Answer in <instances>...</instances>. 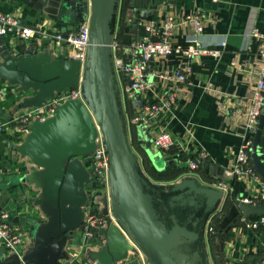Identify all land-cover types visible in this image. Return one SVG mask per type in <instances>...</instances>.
Segmentation results:
<instances>
[{"label":"crops","instance_id":"0c3cea01","mask_svg":"<svg viewBox=\"0 0 264 264\" xmlns=\"http://www.w3.org/2000/svg\"><path fill=\"white\" fill-rule=\"evenodd\" d=\"M129 1L114 0L112 9L110 29L121 43L143 37L142 23L156 22L168 12L190 15L198 11L213 20L198 37L200 45H225L219 59L202 57L193 61L184 92L169 113L159 115L154 128L166 124L180 141L185 134L192 135L190 152L207 154L195 171L187 166L190 155L176 149L158 155L151 144L150 130L135 127L134 135L131 133L129 119L137 113L139 103L152 101V93L144 94L139 101L127 100L126 79L114 75L110 80L127 157L141 182V193L149 200L150 214L161 226L147 192L148 173L161 193L158 202L169 215H164L161 227L170 230L179 225L196 236L193 242L182 240L176 249L183 242L194 246L197 264L255 263L264 257V229L247 231L241 224L245 216L237 202L247 198L253 201L251 205L264 206V178L255 172L257 180L241 183L228 174L245 137L241 119L230 112L245 110L241 102L250 97L256 81L261 42L251 33L257 30L264 34V0ZM0 14L11 15L22 25L47 34H66L90 19L92 8L91 0H0ZM132 20L140 23L137 29L132 28ZM175 43L179 48L186 47L183 31L178 30ZM6 58L11 63L33 61L34 69L32 78L19 71L0 73V211L21 235L15 251H7L0 244V264H45L48 243L44 241L53 227H60L62 197L67 204L66 227L73 235L64 246L65 259L58 264H147L117 216L113 179L106 188L92 174L91 154L98 139L95 115L78 102L60 100L78 88L80 75L86 78L70 59L69 47L39 37L19 40L8 33L0 37V68L5 69ZM168 65L177 68L179 58L172 57ZM79 87L88 103L87 83ZM156 91L161 93L159 88ZM56 100L54 112L43 114L42 122L33 119L24 126L17 121L29 110L43 109ZM220 104L229 110L228 115L221 111ZM261 113L264 117V109ZM259 145L264 158V122ZM87 174L89 178L84 180ZM218 181L229 184L232 193L217 190L213 185ZM78 198L81 203L74 207L72 203ZM184 210L191 215V225L178 218ZM212 210L224 216L217 225L215 217L210 216ZM90 213L115 219L87 234L85 220ZM255 217L259 216L248 218ZM187 252L192 253L190 248Z\"/></svg>","mask_w":264,"mask_h":264},{"label":"built area","instance_id":"2783aa9c","mask_svg":"<svg viewBox=\"0 0 264 264\" xmlns=\"http://www.w3.org/2000/svg\"><path fill=\"white\" fill-rule=\"evenodd\" d=\"M212 22L213 20L205 18L198 11L190 15H176L173 12H168L156 22L142 23L145 33L143 37L128 43H121L118 35L111 32L107 45L111 72L116 77L126 79V98L136 100L137 96L140 99L144 94L152 93V101L147 104L139 103L138 111L129 119V124L152 132L151 144L156 152L167 155L170 151L176 149L180 153L190 155L187 162L190 171L197 170L199 165L207 159V154L204 151L190 152V146L193 142L192 135L187 133L184 140L180 141L179 138L168 131L166 124L159 126L158 130H154V128L159 115L169 113L184 92L192 73L193 61L202 57L213 59L221 57L225 47L224 44L208 48L201 46L198 41V37L203 33L205 26ZM139 24L137 22V25ZM178 30L184 32L186 43L184 48L176 46L175 36ZM8 33L14 34L19 40H30L39 37L54 40L69 47L70 59L79 63L80 71L86 78L82 79L80 75L78 88L61 96L60 100L78 102L88 107L91 115L94 116L90 102H88V105L79 87L87 79L91 49V19L83 20L69 33L47 34L39 28L33 29L22 25L11 15L0 14V37ZM251 36L261 42L256 81L252 87L250 97L244 102L240 101L246 105L245 110L230 112L234 118L241 119L245 130V137L236 155L235 164L228 171L229 175L235 176L241 183L258 179V175L250 165V150L258 119L264 106V34L254 30ZM172 57L179 58L177 68H170L168 65ZM157 88L160 89L161 93L156 91ZM57 101H54L52 105L44 106L43 109H31L17 121H20L24 126H27L33 119L42 122L43 114L54 112ZM220 109L224 114H229V110L221 104ZM94 129L98 139L91 154L92 174L107 188L109 183L112 182V168L97 122ZM262 162L264 164L263 157ZM213 186L222 193H232V188L224 181H218ZM261 193L264 197V190ZM241 202L251 205L253 201L243 198ZM114 219L108 215L101 216L90 213L85 220L86 233L90 234L92 231L105 226L108 221H114ZM241 224L247 231L257 232L264 229V216L242 217ZM20 240V233L8 223L7 215L0 211V244L2 247L7 251H15L20 244ZM252 264H264V257Z\"/></svg>","mask_w":264,"mask_h":264},{"label":"water","instance_id":"95a60500","mask_svg":"<svg viewBox=\"0 0 264 264\" xmlns=\"http://www.w3.org/2000/svg\"><path fill=\"white\" fill-rule=\"evenodd\" d=\"M113 5L114 0H91V49L86 83L88 99L100 128L102 141L112 168L118 207L117 216L122 219L132 234L147 264H182L172 258L168 251L176 249L182 240L195 241V234L179 225L167 230L157 223L150 214L149 200L141 193V182L127 157L110 86L111 69L107 45L111 33L110 22ZM137 22L132 20L133 29H137ZM5 62L7 65L5 69L0 68V73L19 71L32 78L33 61L11 63V59L6 58ZM75 63L79 68V63L76 61ZM138 99L137 96L136 100ZM263 122L264 117L261 113L250 150L252 167L262 178H264V164L259 141ZM86 178H89L88 174L83 179L86 180ZM80 203L78 198L72 205L76 207ZM66 205V200L62 197L59 205L60 227H53V231L44 241V243H48L45 264H58L60 259L66 257L63 249L68 239L73 235V232L66 227L67 222L64 218L67 214V212L65 213ZM237 208L245 217L264 216L263 205H250L238 201Z\"/></svg>","mask_w":264,"mask_h":264},{"label":"rangeland","instance_id":"374dc122","mask_svg":"<svg viewBox=\"0 0 264 264\" xmlns=\"http://www.w3.org/2000/svg\"><path fill=\"white\" fill-rule=\"evenodd\" d=\"M113 77H114V74L111 72L110 73V80L111 81H113ZM112 96H113V94H112ZM157 153H158V155L161 154L160 152H157ZM147 176H148L149 182H150V184L148 183L147 187L150 190H148V191L146 190V191L151 196V198H153L152 199V211H153V214H156L161 218L160 224H161V226H163L161 222H163L164 215H168V213H167L168 211H165L164 205L161 204L160 202H158L159 199H161L160 198L161 193L159 192V188L157 187V185H154L152 182V181L155 182L154 178L149 173L147 174ZM142 178H144V177H142ZM211 213L212 214L210 216L213 215L212 218L214 219V217H215V219H216V225L218 224V222H220L222 220V218H224V216H222L221 212L215 213L214 210H212ZM179 215L180 216L178 218H179L180 222H182L183 224H188V225L190 224L191 225V222H188V220L190 219V216H191L190 214H186L185 210H184V213L180 212ZM217 215H219V216H217ZM205 218H206L205 220L208 219V217H205ZM183 243L184 244L182 246H180L178 249L169 250L168 253L170 254V256L172 258H174L175 260L181 262L182 264H197V263H199V259H197V257L195 256V253H194V250H195V249H193L194 246L190 247L189 245L186 244V242H183ZM189 248L192 251L191 254H189L187 252V250ZM193 253H194V255H193Z\"/></svg>","mask_w":264,"mask_h":264},{"label":"trees","instance_id":"16d2710c","mask_svg":"<svg viewBox=\"0 0 264 264\" xmlns=\"http://www.w3.org/2000/svg\"><path fill=\"white\" fill-rule=\"evenodd\" d=\"M129 2L132 3L133 1L131 0V1H129ZM123 8H124V3H123ZM122 12H123V11H122ZM123 78H124V77H123ZM127 104H128V103L126 102V105H127ZM127 107L130 108V107H129V104L127 105ZM131 116H133V114H132ZM130 128H131V133H133V132L135 131V126H130ZM133 135H134V133H133ZM132 140L135 141V138L132 137ZM259 147H260V145H259ZM260 152H261V148H260ZM182 155H185V154H182ZM182 155H181V156H182Z\"/></svg>","mask_w":264,"mask_h":264}]
</instances>
